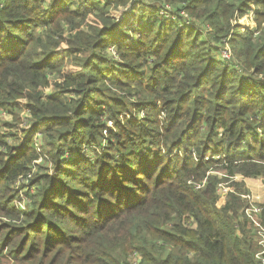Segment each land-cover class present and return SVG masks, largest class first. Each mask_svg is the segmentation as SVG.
<instances>
[{"label": "trees", "instance_id": "obj_1", "mask_svg": "<svg viewBox=\"0 0 264 264\" xmlns=\"http://www.w3.org/2000/svg\"><path fill=\"white\" fill-rule=\"evenodd\" d=\"M139 1L0 0V113L29 119L0 123V233L16 264H262L245 200L218 185L264 179V0H155L142 37L114 43L118 64L111 13ZM251 12L242 34L234 20ZM207 25L231 35L229 61ZM23 190L32 210L10 223Z\"/></svg>", "mask_w": 264, "mask_h": 264}, {"label": "rangeland", "instance_id": "obj_2", "mask_svg": "<svg viewBox=\"0 0 264 264\" xmlns=\"http://www.w3.org/2000/svg\"><path fill=\"white\" fill-rule=\"evenodd\" d=\"M145 1L148 2L147 6L146 7H140L137 11H133V10L131 11V8H129V6H128L125 9L113 10L111 13L119 21L123 20L120 23L121 25H119V28L117 29V32H116V34H118L119 37L115 38V42L112 41L110 43L111 45H109V47L107 49L110 56H112L113 59H115L118 64H119V62H121V57L116 52L117 48H116V44L114 45V43H119V42H124V43H128V42L130 43L131 42V43H133V40L135 38L139 39L140 37H142L143 31L146 28V20L148 17V16L146 17L145 14L148 15V14L154 12V9H152V6H151L153 4H151V3L155 0H145ZM132 2L136 3V2H140V1L139 0H132ZM142 3L145 4L144 2H142ZM141 8H144V9L142 10ZM166 11H167V14H168V12H171L169 10H166ZM163 15H164V13H163ZM166 16H171V18L173 20L178 21L176 23L181 28L187 25L188 20H192V18H190L189 16L177 15L176 13H172V12ZM234 23H238L239 31L242 34H247L249 32L248 30H252V29L254 30L257 27L256 17H255V14H253V16H252V12L246 16H243L240 19H235ZM187 27H191V26H187ZM195 27L198 29V32L202 33V35H203L202 39L204 41L205 40L209 41V43L211 44V47L213 48V54L216 58H219L221 60L226 61L222 57L224 48H227V50L232 53L231 57L234 55L233 48H232L231 43H230L231 35L229 37L221 39V41H217L215 37L213 38L214 33H213L212 28L209 25H207L205 27H198V26H195ZM127 34H129L130 37ZM218 44H221V47H219ZM112 69L113 70L111 72V74H112L111 76H116L117 75L116 70H118V69L116 67H113ZM156 105L161 107L162 106L161 101H159L158 104H156ZM153 108H154L153 105H150L147 107L148 110H152ZM132 112H134V110ZM27 115L28 114H26L25 111H23V112L21 111L20 115H19V120H17L16 117H13V115L10 114L9 112L8 113L1 112L0 113V123L2 125L5 122L15 123L17 126H14V127H18L20 129H22L26 126H29V123H28L29 119L27 118ZM135 116H136L135 114H132V115L128 114V117L131 119H137ZM144 116H145L144 111L140 112V117H144ZM20 117H21V119H20ZM164 118H166V116H165V114H162L160 116V120L163 121ZM20 121H21V124H20ZM111 125H112V122H109L108 126L111 127ZM114 125L115 124H113V126ZM2 130L5 131L6 133H8V132H13L14 129L3 127ZM14 133H18V129L15 128ZM105 136H107V135H105ZM11 140H13V138H11ZM107 143L108 142L103 140V146L106 147ZM37 144L40 147V145H39L40 143H37ZM89 147H92V146H89ZM39 150H40L39 152H41L40 153L41 155H40L39 160H37V163H42L43 168H45L48 166V162L46 161L45 156L49 157V153H47L46 151H42L41 149H39ZM163 151H165V150H163ZM101 152H102L101 149L97 146L93 147V149H90L86 145L82 151V153H84L85 156L89 159L93 158L97 153L101 154ZM165 152L168 154V151H165ZM76 156H77V154H75L72 159L76 160V159H74V158H76ZM170 156H173V154ZM67 161H69V160H67ZM53 173H54V168L52 169V174ZM34 176H35V174L32 175V178ZM249 179H251L252 181H250L249 184L246 182V180L244 181V186H243V188H241L243 190L242 192H239L238 187L236 185H233L234 179H230L229 181L222 182L218 185V192L220 193V195L222 197L225 196L226 194H228V192H235L236 191L237 193L240 194L241 198L243 200H245V202H246V205H244V207L241 208V210H240L242 213H244L245 207L248 206L247 205L248 199L244 198L243 195L249 194L253 198L254 203L258 204V203L264 202V179L263 180L259 179V178H257V180L255 178H249ZM253 179H255V180H253ZM236 180H237V182L242 181V180H240V178L239 179L236 178ZM21 181H22V179H21ZM25 184H27V183H25ZM17 189H18V187H17ZM35 192H36L35 189H33L32 193L34 194ZM30 198H28V196L25 195L24 190L19 192V195L17 196L15 202H17L18 204L21 205L20 209L22 211L18 208L17 205H16V207L18 208V210L20 212H23L24 214H22L20 216V220L17 223H14L12 221L10 223L21 224L22 221L26 220V214L32 210V207H31L32 201ZM22 207H24V208H22ZM3 222H9V220L4 219V218H0V226L3 224ZM64 222H65V226L64 225H62V226L65 229L67 222L66 221H64ZM74 226L75 225H73L72 228H75ZM70 230L72 231V229H70ZM2 234L0 233V250L3 251L4 255H7V257L9 258V261H8L9 264H16L14 262L13 258L11 257V255L9 254V249L6 246H2L3 240H4V236H2ZM33 234H35V233H33ZM34 243L38 244L39 241L35 240ZM135 259L136 258L133 257V260H135Z\"/></svg>", "mask_w": 264, "mask_h": 264}, {"label": "built area", "instance_id": "obj_3", "mask_svg": "<svg viewBox=\"0 0 264 264\" xmlns=\"http://www.w3.org/2000/svg\"><path fill=\"white\" fill-rule=\"evenodd\" d=\"M130 8V7H129ZM171 6H167L164 11L170 10ZM161 13H164L163 11ZM252 12V16H253ZM181 15L188 16L187 13L182 12ZM187 21V20H186ZM187 24H190V20L187 21ZM232 53L227 50V48H224L222 57L229 61L231 59ZM244 198H247L248 200V206L244 209V214L248 219L249 226L253 231V237L254 241L257 246V252H256V258L264 264V224L262 220V214H263V205L262 203H254L253 198L247 194L243 195ZM15 204L20 209V204L15 202ZM24 208V207H22Z\"/></svg>", "mask_w": 264, "mask_h": 264}, {"label": "crops", "instance_id": "obj_4", "mask_svg": "<svg viewBox=\"0 0 264 264\" xmlns=\"http://www.w3.org/2000/svg\"><path fill=\"white\" fill-rule=\"evenodd\" d=\"M255 179L257 180V178H255ZM255 179H253V180H255ZM259 179H262V180H263V178H259ZM250 181H252V180H251V179H249V178H248V179H246V182H247L248 184H249V182H250ZM251 183H252V182H251Z\"/></svg>", "mask_w": 264, "mask_h": 264}, {"label": "bare ground", "instance_id": "obj_5", "mask_svg": "<svg viewBox=\"0 0 264 264\" xmlns=\"http://www.w3.org/2000/svg\"><path fill=\"white\" fill-rule=\"evenodd\" d=\"M130 80V79H129Z\"/></svg>", "mask_w": 264, "mask_h": 264}]
</instances>
